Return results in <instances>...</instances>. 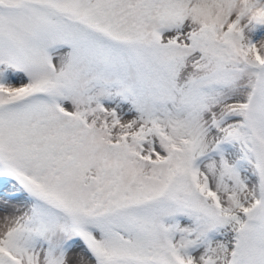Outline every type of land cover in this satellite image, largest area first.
<instances>
[{"label":"snow or ice","instance_id":"snow-or-ice-1","mask_svg":"<svg viewBox=\"0 0 264 264\" xmlns=\"http://www.w3.org/2000/svg\"><path fill=\"white\" fill-rule=\"evenodd\" d=\"M0 264H264V0H0Z\"/></svg>","mask_w":264,"mask_h":264}]
</instances>
